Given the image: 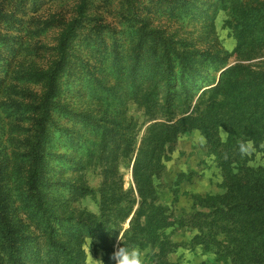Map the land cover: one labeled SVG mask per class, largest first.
Listing matches in <instances>:
<instances>
[{
    "label": "rangeland",
    "instance_id": "rangeland-1",
    "mask_svg": "<svg viewBox=\"0 0 264 264\" xmlns=\"http://www.w3.org/2000/svg\"><path fill=\"white\" fill-rule=\"evenodd\" d=\"M81 3L0 0V264H85L91 238L92 256L113 264L111 254L123 246L119 231L125 245L145 250V264H231L224 253L191 243L196 229L177 226L207 212L199 198L223 192L227 153L220 145L234 136L231 119L206 131L192 112L226 69L240 63L264 72V0L85 1L49 102L37 181L54 216V241L63 246L55 250L27 185L48 74ZM157 32L173 38L175 77L180 67L185 74L168 111L159 107L169 74ZM251 49L262 53L249 57ZM227 92L214 99L224 103ZM180 118L190 120L162 144L155 124ZM238 138L254 148L249 155L241 149V158L262 166L264 136L253 129ZM163 209L172 227L158 231ZM162 241L172 245L161 251Z\"/></svg>",
    "mask_w": 264,
    "mask_h": 264
},
{
    "label": "trees",
    "instance_id": "trees-1",
    "mask_svg": "<svg viewBox=\"0 0 264 264\" xmlns=\"http://www.w3.org/2000/svg\"><path fill=\"white\" fill-rule=\"evenodd\" d=\"M85 1L82 0L78 7V16L69 23L67 30L61 37L60 58L48 74V92L41 107L42 114L37 123V131L31 150L32 165L28 176L27 191L35 198V204L46 220L45 229L49 233L50 243L55 247V250H60L63 246L54 241L55 229L51 223V218L54 216L44 202V195L39 190L37 181L41 173L46 125L49 119V102L57 92L58 77L66 64L67 42L84 19ZM156 35L162 41L164 64L169 74L161 81L166 82V86L163 104H160L159 107L168 111L174 92H177L181 87L184 88L185 74L183 68L180 67L179 73H177L178 77H175L176 70L172 63V57L173 55L178 56V54L172 52L173 38L161 35L159 32ZM253 51L251 49L248 53ZM259 51L260 49L254 51L255 53L249 57L259 56L262 53ZM250 85H252L253 90L249 89ZM223 87L230 88L233 93L227 92L225 102L221 103L214 99L216 98L214 96ZM185 93L187 97H190L194 92ZM221 107L229 109L231 114L224 112L220 116ZM189 108L190 105L186 111ZM192 113L200 117V122L203 123L206 131L216 129L218 121L221 122V119L225 117L231 119L227 127L231 129L234 136L230 137L227 143L220 145L222 148L220 151L227 153L226 158L220 162L223 169L224 181L221 186L223 192L199 198L197 205H200L207 212H196L192 216L185 217L186 219L178 220L177 228H184L185 232L196 229L198 235L194 236L190 242L202 245L207 250L215 251L216 249L217 252L214 253L220 255L224 253L230 259L231 264H264V164L260 167L248 165L247 161L241 158L243 142L239 141L238 138L239 135L250 134L253 129L259 139L264 136V72L252 71L240 63L226 69L222 72V77L216 85L203 90ZM243 114H247V117L242 118ZM189 120V118H180L175 121L174 126L156 123L155 129L160 131L162 144L169 141L170 136L176 137L175 129L179 130ZM168 121H174V119L170 118ZM238 124L240 128L237 127ZM254 125L255 127H253ZM263 140H260L261 143ZM138 216H140L139 213ZM191 217L196 219L198 224L189 223L188 220ZM134 219L132 220L133 224ZM168 226L170 224L167 223V216L163 209L161 218L158 219L157 230L162 231ZM87 229L90 230L89 227ZM171 245L170 242L162 241L160 250L164 251L166 247Z\"/></svg>",
    "mask_w": 264,
    "mask_h": 264
},
{
    "label": "clouds",
    "instance_id": "clouds-1",
    "mask_svg": "<svg viewBox=\"0 0 264 264\" xmlns=\"http://www.w3.org/2000/svg\"><path fill=\"white\" fill-rule=\"evenodd\" d=\"M252 151H254V148L250 143L242 145L243 155H249ZM117 241L118 245L122 243L123 246H117L115 251L111 254L110 259L113 261V264H145L146 252L144 249L136 245H125L122 241L120 231ZM91 244L92 238L86 254L85 264H104L102 259H97L92 256Z\"/></svg>",
    "mask_w": 264,
    "mask_h": 264
}]
</instances>
